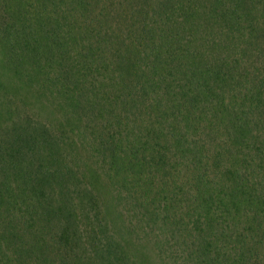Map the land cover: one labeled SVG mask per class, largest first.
<instances>
[{"label": "trees", "instance_id": "16d2710c", "mask_svg": "<svg viewBox=\"0 0 264 264\" xmlns=\"http://www.w3.org/2000/svg\"><path fill=\"white\" fill-rule=\"evenodd\" d=\"M0 264H264V0H0Z\"/></svg>", "mask_w": 264, "mask_h": 264}]
</instances>
